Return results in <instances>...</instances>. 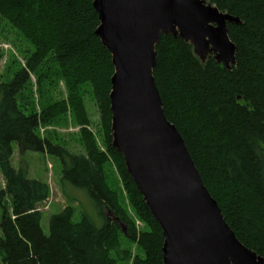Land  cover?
I'll return each instance as SVG.
<instances>
[{
  "label": "trees",
  "instance_id": "1",
  "mask_svg": "<svg viewBox=\"0 0 264 264\" xmlns=\"http://www.w3.org/2000/svg\"><path fill=\"white\" fill-rule=\"evenodd\" d=\"M209 1L240 19L228 23L236 64L228 68L214 56L202 62L190 43L168 34L156 46L154 76L165 115L185 139L227 223L242 243L264 257V0ZM93 2L0 0L1 19L34 46L13 80L0 81V172L6 183L0 190V264H113L111 253L121 260L129 256L118 241L120 228L143 251L134 264H163L162 229L128 173L123 154L112 145L114 65L96 34L99 18ZM51 55L69 91L89 85L107 126L108 149L119 160L120 176L149 230L139 231L133 218L116 211L119 205L105 173L107 154L91 144L86 153L74 154L42 137L40 126L59 113L55 104L42 106L40 112L20 105L18 96L31 74H38L42 83V68ZM75 106L76 112L82 110L79 101ZM66 109L62 105L60 111ZM35 153L60 159L63 188L70 184L85 190L103 218L102 226L87 213L73 221L74 208L66 206L49 216V231H44L42 208L51 189L47 181L29 176L26 156Z\"/></svg>",
  "mask_w": 264,
  "mask_h": 264
},
{
  "label": "water",
  "instance_id": "2",
  "mask_svg": "<svg viewBox=\"0 0 264 264\" xmlns=\"http://www.w3.org/2000/svg\"><path fill=\"white\" fill-rule=\"evenodd\" d=\"M96 34L112 55V145L123 154L164 237L163 264H264L240 241L210 194L175 124L165 115L154 76L162 35L181 37L205 62L230 68L240 19L207 0H94Z\"/></svg>",
  "mask_w": 264,
  "mask_h": 264
},
{
  "label": "rangeland",
  "instance_id": "3",
  "mask_svg": "<svg viewBox=\"0 0 264 264\" xmlns=\"http://www.w3.org/2000/svg\"><path fill=\"white\" fill-rule=\"evenodd\" d=\"M207 2L210 1L207 0ZM33 52L34 46L8 21L0 17V81H12L17 71L26 66L27 59ZM42 73L44 74L42 83L39 81V75L32 73L29 85L18 96L20 105L27 111L36 110L40 112L43 110L42 106L47 104L57 106L56 111L59 112L57 118L52 123L42 124L38 131L39 134L42 137L51 138L74 154L86 153V145L88 144L96 145L100 151L107 154L108 161L105 164V173L107 174L108 185L119 205L116 211L121 215H129L133 218L139 231L149 230V226L140 218L138 208L132 202V198H130L120 176L119 160L108 149L107 126L104 124L100 108L93 94L88 89L89 85L69 91L65 80L59 75L58 63L52 55L42 68ZM77 101L81 103L82 110L76 112L75 103ZM62 105L67 106L65 112L60 111ZM81 119H88L89 124H82ZM16 146L15 144V148ZM19 157V151L16 148L13 162L17 167L19 166ZM26 158L29 162V176L41 178L50 185L51 195L42 208L46 212L42 221L46 233L49 231V216L66 206L74 208L73 221H80L83 214L87 213L93 217L98 226H102L103 218L99 215L97 207L85 190L70 184H65L66 186L63 188L61 181L62 163L59 158L47 153H35ZM22 162L24 163V161ZM5 185L4 177L0 172V190L4 189ZM6 202L9 206L11 205L10 200L6 199ZM2 213L0 208V222ZM118 241L122 249L128 251L129 256L121 260L115 253H111L113 264H134L136 256H143L140 245L129 241L122 233L121 228Z\"/></svg>",
  "mask_w": 264,
  "mask_h": 264
},
{
  "label": "crops",
  "instance_id": "4",
  "mask_svg": "<svg viewBox=\"0 0 264 264\" xmlns=\"http://www.w3.org/2000/svg\"><path fill=\"white\" fill-rule=\"evenodd\" d=\"M27 155H31V154H27ZM26 157H28V156H26ZM27 159V158H26Z\"/></svg>",
  "mask_w": 264,
  "mask_h": 264
}]
</instances>
